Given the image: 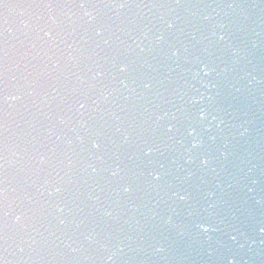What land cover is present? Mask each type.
I'll return each mask as SVG.
<instances>
[{"label": "clouds", "instance_id": "obj_1", "mask_svg": "<svg viewBox=\"0 0 264 264\" xmlns=\"http://www.w3.org/2000/svg\"><path fill=\"white\" fill-rule=\"evenodd\" d=\"M54 7H61L68 9L64 13V16L67 18L65 21H63L71 31L65 33V35L71 36L75 30V28H83L85 32H87L88 28L90 26H93L94 23L95 25L98 23L97 22V17L101 14L102 10L107 9L113 13V16L115 19H119L122 15H126L129 9H136L137 14L143 19L146 18L148 15L153 14V10H159V9H169V10H174L178 8L182 9H188V8H210L211 11L207 13V15L203 16L204 20H209L213 18L214 15H219L220 14V8L215 5H189V4H156V3H137V4H124L121 5L119 3L112 4L110 6H97L93 7L89 4H83L81 3L79 6L77 4H65L62 6H57V5H47L44 6L43 8H46L49 12L52 11ZM227 8H232V5H227ZM72 9H77V11L73 12ZM161 15H167V14H160ZM169 16V15H168ZM179 15H172L169 16L171 19H177ZM49 20L52 21V24L49 25L45 23L43 26L37 24L34 28L37 37L41 40L47 39L49 44L58 47V45L55 44V41L57 40V35L50 36L48 34L53 33V28L54 27H59L61 24V21H57L54 19L52 16H49ZM23 24L25 26L28 25V21L25 20L23 21ZM129 24H132L134 26V21H129ZM75 26V28L73 27ZM216 27L219 28H226V25L223 23H218ZM110 31L109 33V38L106 39V41H103L105 45L109 43V40L112 39V37H116V42L124 43L125 46V52L126 53H136L139 55L140 53L137 52V45H139L140 49H143V53L145 52V48L143 47V42L145 40L148 41L149 46L151 47L153 44L157 43V36L162 35L163 32H159L158 34H154V36H149V32H151V29L148 28L147 30L141 31L139 35L135 33L133 28H125V27H116L112 28V26L109 25ZM100 29L98 28L97 31ZM6 31H11V29L7 28L6 25ZM63 31V29H61ZM43 33V36H40V33ZM117 33H122L124 37L127 38L130 43H127L125 41H121L119 36H117ZM131 35L132 39H129V36ZM85 40V37H81V41ZM81 41H74L73 44H68L67 48L72 49V52L68 53L67 59L69 61H74L76 57L73 56V52L76 53H82V45L81 47H75V44H80ZM135 41V43H133ZM61 43H64V40L61 39ZM30 47H35V43H31ZM99 47V45H97ZM3 54H2V63H0V77H2L4 89H6L4 96L2 98V104L4 107V123H3V163L0 164L3 169V181H2V187H0V264H34L35 261H41L44 260L45 257L40 255V248H39V243L42 239H46L43 235V232L41 229H44L47 231L48 225L45 223L46 221V216L44 215L43 212V207L41 204V201L39 199L33 200L32 197L27 196L25 194V197L29 204L32 205V207H29L28 205L20 206L19 204H15L14 202H10V191H15V189H10V181H9V165L11 163L10 161V155L11 156H20V152H17L9 143V129H8V123H7V115H8V107H11L10 101L15 102L21 100V93H22V88L21 86L17 85L16 87L13 88L12 92L14 94H10L9 89H8V80H9V50L7 47V40H5V44L3 47ZM83 55L87 57V53L83 52ZM28 53H23L21 55V60L25 59L27 57ZM38 55V53H37ZM95 55V53L93 54ZM51 59V57H49ZM57 62H54L53 69L57 68ZM20 65L17 64L16 68L19 69ZM25 70H27V65L24 66ZM89 69L97 68L99 69L101 67V63L95 61L93 59V62L88 65ZM227 69H220V72H224ZM113 75H116L114 72ZM247 75H251V73H248ZM192 78L193 75L191 74ZM15 77H13L14 79ZM25 81L24 87H28V79L27 77H23ZM77 81L82 85L84 84V79L80 76L76 77ZM96 80V74L93 72L92 75L89 77V83H88V88L92 87L91 81ZM123 80V79H121ZM253 81H257V78L255 76H252V78L248 81L249 85L252 84ZM120 84L124 87L125 90L129 88V85L126 82H121ZM208 88V92L204 93L205 96H211L213 93H215L217 90L212 87L211 84L206 85ZM53 91H55V88H53ZM73 92L79 91L77 88L72 89ZM119 91L118 89L114 88H100L99 94L94 98L95 100V107L91 109L93 114L99 113L100 119L103 120L105 115H108V112H105L103 109L99 107L100 103L107 102L110 97L113 96L114 92ZM236 91L239 92L240 89L236 88ZM33 92L31 88H29V91L27 95H32ZM125 100L128 99V96L124 97ZM207 99H201L200 95L192 96L189 98L188 103L191 104L194 101H199V104H201L203 101ZM208 101V100H207ZM113 116H115L114 113H111ZM80 119L77 121V124L79 125L80 128L84 129L86 135L88 133V129L86 127V121L83 119L86 114H81L78 115ZM116 120H119V117H115ZM164 117H161L157 115L155 117L156 122H159L163 120ZM223 121V123H221ZM59 122L63 124L64 118H59ZM213 124L215 127L213 128ZM222 126H227L226 125V115L223 113H219V119H216L212 121V125L210 128L211 133H218L223 137V127ZM236 129L243 128V131H236L233 132L230 139H224V145L223 148L226 149L230 141H234L237 136L243 137L244 134L248 131L246 127H243L242 124H236L234 125ZM73 132L76 131L75 128L72 129ZM115 131L117 133H121L122 129L121 127L117 126L115 128ZM124 140L127 141L128 139V134L126 132H123ZM57 139H61V137H57ZM76 141L78 142H84V137L81 136L79 133L76 134L75 136ZM103 139V136H102ZM199 139V137H197ZM65 145H72L73 140L71 138H65L64 139ZM222 152H225L227 154H232L230 151H225L221 150ZM191 153V148L187 146L185 148L184 153L181 154V157L184 161H186V164H191L193 163L190 159ZM38 157V163L39 164H44L48 157L43 154L37 153L36 156H33L31 159V162L35 163L37 161ZM100 155H94L91 152L89 153V159L85 161L83 167L81 168V172L85 173L88 177V180L91 179V172L89 173L87 170L90 169V165H95L98 163ZM23 159V157H21ZM118 159V158H117ZM62 163V162H61ZM213 162H211L208 167L212 165ZM243 163V161H242ZM72 164V160L68 159V165ZM67 167V165L65 166ZM207 167V168H208ZM206 168V169H207ZM24 170V169H22ZM104 170V169H103ZM205 170V169H204ZM61 169L60 171H57L54 176L51 177V180L48 178H45L43 183L37 187L36 191L39 193V197H44V191L45 188H48L53 190L56 187H59L60 189L63 188V180L64 176L69 175V171H64V175H61ZM186 177L190 178L192 175V172L190 169H184ZM252 168H248V173H251ZM121 172V168L119 167V164L115 165V170L110 172V176L112 178L117 177L118 173ZM51 175V174H50ZM71 182V181H70ZM87 183V181H85ZM154 189V188H152ZM155 190V189H154ZM249 190H252L249 188ZM116 193V199L117 201L124 196L122 192H120L118 189L114 190ZM95 201H99L98 196L91 197ZM45 203V201H44ZM55 211L57 214H64L68 213L70 214L71 211L69 208L64 207L63 204H57ZM97 211L101 212V215L104 217L110 218V219H115V216L113 215V212L108 209H104L103 205H100L97 208ZM56 226H63L66 224V219L64 218L63 215H56L53 217ZM82 222V221H81ZM20 233H26L24 236H20ZM53 235V233L49 232V237ZM19 237V238H17ZM87 240H91L90 237H85ZM67 245V241L64 242ZM27 250V251H26ZM101 250L106 253L105 257L103 258L105 260V264L107 262H111V264H118V253H122L124 251V243L121 241L119 243H116L114 247H109L107 244H102L101 245ZM77 248H70V252H77ZM164 251V248L161 246H157L154 249L153 254L161 253ZM21 253H24V255H20ZM51 259H60L65 261V264H68V261L75 260V257L72 256H64L61 254L59 257H51ZM84 260L90 259L87 256L83 257Z\"/></svg>", "mask_w": 264, "mask_h": 264}, {"label": "snow or ice", "instance_id": "obj_2", "mask_svg": "<svg viewBox=\"0 0 264 264\" xmlns=\"http://www.w3.org/2000/svg\"><path fill=\"white\" fill-rule=\"evenodd\" d=\"M81 3L89 4L93 7L97 6H110L112 4L119 3L121 5L127 4L128 0H97V2H80L77 5L79 6ZM176 4H181L180 0H176ZM47 5H52L51 3H41V4H17L11 2H5V0H0V7L7 10L9 8L14 7H44ZM65 4H57V6H62ZM8 22L7 11L0 13V27H3L6 32V25ZM182 18L178 16L177 19H171L168 15H161L157 17V23L162 26V30L158 29L159 32H163L162 35L157 36V43L153 45H164L167 44L170 49V57H177L180 53V48L176 46L177 40V32H182L183 29L179 27L182 23ZM155 28L156 25L154 24ZM92 33L95 37L103 39L104 34L109 32V25L103 22L101 19L95 26H90ZM100 29L97 31V29ZM88 30V29H87ZM165 32L169 39H166ZM50 36H54L53 33L48 34ZM131 40V35L129 36ZM193 40H196V37L192 36ZM208 44V48H216L217 50L222 49L226 46V43L231 40V35L229 32L225 31L223 28L213 27L208 29V35L206 37ZM199 43V41H197ZM135 43V41H133ZM137 50L139 53H143V49H140L139 45H137ZM152 51V48L148 49ZM187 50V49H185ZM157 51H162V48H158ZM165 56H168V52L163 53ZM2 59V57H0ZM115 68L116 72L122 75L127 76L132 79H140L142 82L143 89L150 90L153 87V84L150 79L145 80L143 76L137 75V66L135 62L129 58L127 54L123 56V58L117 60L113 58L110 61ZM195 67L189 69L191 74L197 82L200 84V87L204 89V93L208 92L207 84H211L213 88L217 91L213 93L211 96H205L204 93H200V89L196 88L195 91L200 95L201 99H207V106L197 107L194 110H184L180 109L181 113L186 114L183 115V118H178L175 114L171 117V120L175 121L172 123L171 121L167 123H157V127L153 129V133H159L161 137L167 136L169 140L174 139L177 135H180L182 139L177 140L176 142L179 144H184L187 142L188 146L191 148V153L189 159L192 162L198 161L199 169L203 171L208 167V165L213 162L215 159L216 162L226 167L227 162H229L230 156L232 154H227L221 151V147H217L216 145H209L205 141V135H207V139L211 141H216L217 137L211 135V125L212 121L219 119V113L221 112V103L222 100L226 99L225 96H222V91L220 90V85L216 82L220 73L217 71L215 63L209 54L206 58L196 57L195 61L192 62ZM53 67V65H52ZM92 71L96 74V79L101 77L103 72V66L99 69L93 68ZM113 79H117L116 75H113ZM2 80V77H0ZM122 83L125 80H120ZM95 87H89L86 90L73 92V95L70 97L71 103L69 105V110L74 111L76 115L86 114L90 119L92 108L95 107V100L93 95L90 94L91 89ZM6 89L0 88V105L2 104V98L4 96ZM63 100V97L61 98ZM67 102V101H64ZM192 105H199V101H194L191 103ZM83 110V111H81ZM223 123V121H221ZM3 126V125H2ZM105 135L97 131L94 127L88 129L87 137L88 143L90 144V152L102 153L100 154L98 163L95 165H90L91 170V179L96 180L97 175H99L103 168L98 167V165L104 164V157L107 154L105 148V142L102 139V136ZM199 137V139H197ZM135 145V150L139 154L137 158L133 161L131 166L125 164L121 169L124 172V175L120 177L117 186L113 190H119L124 194V196H128L135 191L144 190L145 186L151 187L154 189H166L168 193V198L172 199L178 203H184L189 199V193L187 189H184L182 185L177 187L169 181V176L171 175L170 170L165 165V163L158 158H155L157 154L163 156V153L160 151V145L157 143L156 139L152 134L148 136H140L137 141L133 142ZM200 149L201 151L192 153V150ZM172 149L169 148V151ZM3 159V153L0 154V160ZM173 164H176L178 168L183 170L182 166L179 164L178 160H173ZM186 164L187 162L184 161ZM120 167V165H119ZM2 168V166H0ZM192 175H194L192 173ZM3 175L0 176V187H2ZM111 183V182H109ZM62 189L59 187L54 188L53 190H49L45 188L44 195L47 197H52L54 194L61 193ZM251 191V190H249ZM48 204V201H45ZM51 206V205H49ZM57 206V205H56ZM64 207L69 208L71 211V205L67 202H64ZM197 228L199 231L203 233H208L211 231H215V227L213 223H204L200 222L197 224ZM232 240L236 239L235 235L230 237Z\"/></svg>", "mask_w": 264, "mask_h": 264}]
</instances>
